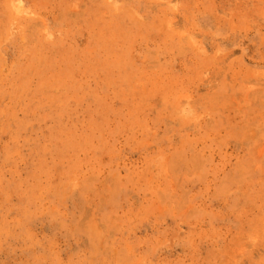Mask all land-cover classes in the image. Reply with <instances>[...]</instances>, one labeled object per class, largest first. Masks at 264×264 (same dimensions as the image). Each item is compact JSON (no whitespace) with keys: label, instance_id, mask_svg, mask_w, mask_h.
Segmentation results:
<instances>
[{"label":"rangeland","instance_id":"1","mask_svg":"<svg viewBox=\"0 0 264 264\" xmlns=\"http://www.w3.org/2000/svg\"><path fill=\"white\" fill-rule=\"evenodd\" d=\"M0 264H264V0H0Z\"/></svg>","mask_w":264,"mask_h":264}]
</instances>
